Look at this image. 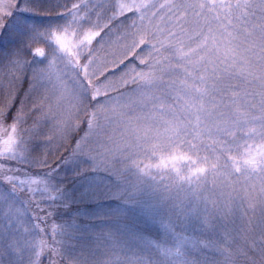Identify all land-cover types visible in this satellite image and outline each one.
<instances>
[{"label":"snow or ice","instance_id":"1","mask_svg":"<svg viewBox=\"0 0 264 264\" xmlns=\"http://www.w3.org/2000/svg\"><path fill=\"white\" fill-rule=\"evenodd\" d=\"M0 264H264V0H0Z\"/></svg>","mask_w":264,"mask_h":264}]
</instances>
